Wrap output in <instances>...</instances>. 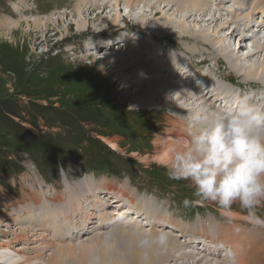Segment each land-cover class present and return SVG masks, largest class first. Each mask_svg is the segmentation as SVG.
<instances>
[{
	"label": "bare ground",
	"instance_id": "1",
	"mask_svg": "<svg viewBox=\"0 0 264 264\" xmlns=\"http://www.w3.org/2000/svg\"><path fill=\"white\" fill-rule=\"evenodd\" d=\"M179 2L182 5H179ZM222 2L223 0H126L125 3L121 0H76L70 10L63 7L58 11L30 16L21 14L22 10L30 11L31 8L26 4H21L22 7L18 4H12V13H18V17L4 18L0 23V27L6 32L15 29L20 30L24 22L29 31L22 33V36H29L34 32L36 36L39 35L41 41H45L49 38V35H47L48 25H52L51 29L54 32L58 31L59 35L63 36L65 30H69L68 21L70 20L67 19L70 18L73 21L71 24L78 31L77 34L82 36L81 31L88 23L91 22L92 25H95L94 21H98V24L100 22L105 23L103 18H109L107 16L113 11H116L112 16L113 18H110L113 25L124 19V15L119 11L121 10L120 3L125 4L129 9L127 16L134 14V17L132 16L134 21L140 24L138 25L140 34L144 33L148 38L147 42L150 44L145 43V45L135 40V34L129 35V37H133L131 38L133 41L127 40L124 43L125 53H117L113 57L107 58L102 63L101 68L107 70V67H113L115 70L117 69L119 74H124L122 76L124 78L123 86L127 90L134 89L135 93L143 91L142 98H133L134 102L138 103L139 111L146 110L149 112L154 111V109H161L168 112L169 116L172 115L171 118H168L169 124H166V126L170 125L169 132L164 137L162 154L158 158L164 163L163 165H166L173 149L179 150L187 146L189 138L184 119L186 114L194 111L199 105L206 106L213 113L221 112L227 107L234 106L239 101L234 99L237 100L235 104L228 101L233 97V92L236 89L230 88L224 83L225 81L234 82L239 88L251 89L249 96L247 95L245 98L264 108V37H260L255 32L250 37L245 35L249 27H255L256 31L259 32L264 31V0H254L251 4L246 0H226V10L221 7ZM218 8L222 11L225 10L223 14L218 13ZM145 9L149 12L148 20L143 17ZM259 13H261V18L258 20ZM98 15L104 17H97ZM229 15L228 19L224 18V16ZM58 18L61 19L62 30L57 29ZM188 20L195 25L184 24ZM223 20H227V22L224 23ZM207 24L215 26L216 29L209 33ZM148 26L156 28V31H148ZM170 28H176V31H179L181 35L173 36L169 34L168 30H171ZM228 28V33L223 34L222 32ZM95 30L100 31L101 29L97 28ZM94 33H96V36L93 34L91 43L87 40L88 38H86L87 41L84 39V42H87L84 45L86 48L93 45V49H122L123 42H121V39L123 37H121V34L123 33L120 32L119 35L121 36L118 35L116 40H112L111 37L113 36L97 38L98 32ZM156 37L177 38L178 45L182 50H172L173 47H166L167 42L162 43L161 39V42L154 43ZM231 38L238 40L236 49L232 47ZM247 43H250L249 48H247ZM240 52L245 53L241 55ZM185 53L197 56L198 59L197 57L191 59ZM205 60H209V62ZM193 63L202 66L203 84H193L192 78L185 76V70L189 71ZM220 63H224L225 69L230 73H234L240 79H238L240 84L237 80H231L230 74L226 73L225 77L222 76L218 66ZM172 66L183 70V73L177 75L178 71L176 73L171 72L169 69ZM123 71L127 72L123 73ZM198 72L191 73V75L194 77V74H196L197 76L199 75ZM227 92L229 93L227 94ZM223 99L227 101L223 105L218 104ZM114 138L104 137L103 139L104 142L119 150V143L116 142L118 140H116V137ZM156 148H159V146ZM158 173L163 174L160 171ZM164 175L169 177L168 174ZM67 176L65 182L69 186L65 187L67 190H65V194L63 193L65 201L53 202L59 204L55 210L48 205V209L45 207L47 211H43L44 217L34 219L33 222L29 207V214L23 215V212L18 214V217L9 215V220L3 223L2 226L11 227L13 221H18V223L22 221L26 225H24V229L18 232L20 234V236L18 234V239H24L28 242L31 241L28 236H32L36 232L33 233V230L37 228L36 222L40 221L42 225L45 226L46 224L47 226L48 224L49 229L53 230L54 238L62 240L64 237L73 239V241L67 244L59 242L54 252L48 254L47 259H43V255L47 251L46 248H50L51 245L44 246L46 244L44 242L38 244L34 242V244H28L26 247L25 245L24 247H11L6 243L16 242L17 232H14V238L16 239L0 241V264H88L89 257L93 252H98L101 255L103 264H170L171 262L172 264H223L222 249L216 247V245L221 244L231 246L237 251L238 264H264V225L255 223L248 216L243 217L236 212H228L224 215L225 211L223 210L218 219L221 223L212 221L211 230L205 229V232L203 230L200 233L199 227H203V224L191 229L187 225L178 223V220H174L175 217L183 218L185 214H188L187 212L162 213L163 208L168 207L174 199L170 201L167 197L162 204L157 200L146 199L136 202L137 192L156 195L158 199L161 197L146 190H135L130 193L128 189L119 187L106 179L99 182L104 191L97 186L98 184L94 189L95 183L87 179L80 180L78 178L79 182H77V180H72L73 177L67 179ZM36 180L40 179L37 178ZM179 182V184H182V180H179ZM111 190L115 196L109 194ZM124 202H127L128 206H134L137 214L135 220L127 223L119 221L123 219L122 217L125 219L133 215L131 212L120 214L124 209ZM60 203L63 204L61 205L62 208ZM261 203L264 205V202ZM144 205L151 207L150 210H144ZM262 205L259 204L258 206L262 208ZM90 207H93V209ZM196 211L199 214L203 213V207L196 209ZM245 214L247 215L246 212ZM116 215L118 217L115 218ZM141 216L147 217L144 224L140 223V220H143L140 218ZM96 219H99L96 224L97 228L95 227ZM261 219L264 218L261 217ZM28 220H31V222ZM112 225L127 229L129 232H132V230L138 232L139 229L145 228L154 232L163 231L168 235V243L163 248H142L137 243V235L128 234L130 239L136 237L131 239L135 245H129V249L125 247L123 251L121 248L120 251L113 253L110 248L103 249L101 235L99 234V231L114 228ZM73 229H76V231ZM37 231L42 232L39 228ZM93 233L96 235L93 240L74 244L75 241L85 239ZM195 234L202 238V246L193 244L197 237ZM42 239H45V236L41 234L40 238L37 237L34 241H42ZM52 245L55 246L54 243ZM18 250H25L26 253H32V255L24 256V254L18 253ZM27 250L31 251L27 252Z\"/></svg>",
	"mask_w": 264,
	"mask_h": 264
},
{
	"label": "rangeland",
	"instance_id": "2",
	"mask_svg": "<svg viewBox=\"0 0 264 264\" xmlns=\"http://www.w3.org/2000/svg\"><path fill=\"white\" fill-rule=\"evenodd\" d=\"M246 1L251 4L254 0ZM75 2L76 0L74 2L73 0H0V23L6 17H18V13H12V4L19 6L26 4L31 9L30 11L22 10L21 14L30 16L58 11L63 7L70 10ZM121 2L126 3V0H121ZM120 4L119 12L124 15V19L113 25L110 18L116 11L111 12L107 16L109 18L102 15L97 16L104 17L105 23L98 24V21L88 19L94 21L95 25H92L91 22L88 23L83 29L84 31H81L82 36L77 34L78 31L71 24L73 21L70 18L67 19L70 20L68 21L69 30H65V34H63L65 37L60 36L58 31L54 32L51 29L52 25H48L47 35L49 38L45 41H41L39 35L36 36L34 32L29 36H22V33L29 31L24 22L20 30L6 32L0 27V241L16 239L14 232H17L16 242L6 243L7 245H11V247H24L25 245L26 247L34 242L37 244L44 242L46 243L44 246L49 244L51 247L46 248L47 251H45L43 259H47V255L54 252L59 242L67 244L73 239L54 238L53 230L49 229L48 224L44 226L40 221H37V228L33 230V233L36 231L35 235L28 236L31 241L27 242L24 239H18L20 236L18 232L26 225L22 221L19 223L13 221L11 227L2 226V224L9 220V215L18 217V214L23 212V215L29 214V207L33 222L34 219L44 217L48 205L55 210L59 204L53 202L65 201L64 194L67 190L65 187L69 186L65 182L67 175H70L67 176V179L73 177L72 180H77V182H79V178L95 183L94 189L98 184L97 186L104 191L99 182L106 179L119 187L128 189L130 193L135 190H146L161 197L158 199L156 195L146 196L142 193L136 195H143L146 200H157L162 204L167 197L170 201L174 199L168 207L163 208L162 213L168 214L172 211L193 213L182 219L175 217L174 220H178V223L187 225L191 229L203 224V227H199L200 233L203 230L205 232V229L211 230L212 221L221 223L218 219L223 210L225 211L224 215L228 212H236L247 217L246 211L240 208L239 203H233L231 208L225 209L215 202L201 201L193 195L195 189L190 181L182 180V184H179V180L176 182L164 175L167 174L166 165H163L164 163L158 158L162 154L164 137L169 132L170 125L166 126V124H169L168 118H171L172 115L169 116L168 112L161 109L149 112L139 111L138 103L134 102L133 98H142L143 91L135 93L134 89L127 90L123 86L124 78L122 76L124 74H119L113 67H107V70L101 68L107 58L113 57L117 53H125L124 46L122 49L112 48L109 50L93 49V45H89L87 48L84 46L87 44V40L89 43L92 42L91 37L96 36L94 32H98L97 38L113 36L112 40H116L120 32L125 33L130 28L137 30V32L133 31L136 32V39L140 38L137 41L142 44H150L147 42L146 35L140 34L138 26L140 24L134 21V14L127 16L129 9L125 4ZM222 4L221 7L226 10V0H223ZM179 5L182 3L179 2ZM218 9L220 14L225 11ZM145 10L143 17L149 19V12L147 9ZM58 20L57 29L62 30L61 19L58 18ZM223 21L227 22V20ZM184 24L195 25L189 20ZM94 28L101 30L97 31ZM207 28L209 33L216 29L213 25H208ZM170 29L168 30L169 34L173 36L180 34L176 28ZM147 30L156 31V28L148 26ZM228 30L229 28L222 33L227 34ZM86 38L88 39L86 40ZM165 38L156 37L154 43L162 40V43L167 42L166 47H173L172 50H182L178 45L177 38ZM230 41L232 47L236 49L238 40L231 38ZM244 53L240 52L241 55ZM185 54L189 55L191 59L197 57ZM205 61L209 62V60ZM218 66L223 77L230 74L231 80H240L234 73L225 69L224 63H220ZM125 72L127 71H123V73ZM118 117L130 123H138L139 126L132 130V127L136 126L124 122L123 128L114 129L113 121ZM114 123L119 124L117 119ZM126 127L133 132L127 130ZM104 137L112 139L116 137L120 149L113 148L104 142ZM155 146H159V148ZM92 149H99L102 154L90 155ZM108 163L114 166L116 176H110L106 172L109 169ZM157 170L163 174H159ZM37 178L41 181L36 180ZM103 183L105 182L103 181ZM109 194H113L112 190ZM185 198L194 201L191 207L183 206L182 201ZM178 200L181 203L176 205L175 202ZM61 205L63 204L60 203L62 208ZM201 207H203V213H196V209H201ZM90 208L93 209V207ZM262 208L257 206L256 212L259 217L264 218V205ZM34 209L38 210L34 211ZM31 220L28 221L31 222ZM112 226L114 228L99 231L103 249L110 248L114 253L120 251L121 248L123 251L125 247L129 249V245H135L131 239L136 237L130 239L128 234L137 235V232L134 230L129 232L127 229ZM38 228L42 232L37 231ZM73 230L76 231V229ZM41 234L45 236V239L34 241L35 238H40ZM55 235L57 236L56 233ZM95 236V233L89 234V239L86 237L75 241L74 244L93 240ZM52 243L55 244L54 247ZM17 252L24 256L32 255V253H26L25 250Z\"/></svg>",
	"mask_w": 264,
	"mask_h": 264
},
{
	"label": "clouds",
	"instance_id": "3",
	"mask_svg": "<svg viewBox=\"0 0 264 264\" xmlns=\"http://www.w3.org/2000/svg\"><path fill=\"white\" fill-rule=\"evenodd\" d=\"M189 138L187 146L173 149L167 161L170 179L187 180L193 195L229 209L239 202L250 220L264 225L256 208L264 202V108L246 98L221 112H210L199 105L184 116ZM185 198L182 204L191 207ZM137 243L142 248H163L168 235L163 231L139 229ZM223 264H238V253L231 246L220 245ZM88 264H103L93 252Z\"/></svg>",
	"mask_w": 264,
	"mask_h": 264
}]
</instances>
